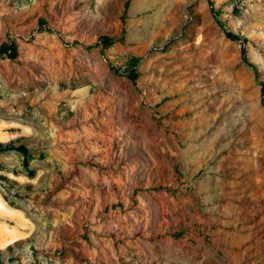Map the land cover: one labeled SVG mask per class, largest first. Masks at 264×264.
Returning a JSON list of instances; mask_svg holds the SVG:
<instances>
[{"label": "rangeland", "instance_id": "obj_1", "mask_svg": "<svg viewBox=\"0 0 264 264\" xmlns=\"http://www.w3.org/2000/svg\"><path fill=\"white\" fill-rule=\"evenodd\" d=\"M211 1L0 0V264H264V0Z\"/></svg>", "mask_w": 264, "mask_h": 264}, {"label": "trees", "instance_id": "obj_2", "mask_svg": "<svg viewBox=\"0 0 264 264\" xmlns=\"http://www.w3.org/2000/svg\"><path fill=\"white\" fill-rule=\"evenodd\" d=\"M208 6H209V10L212 14H215V10L212 4L211 0H208ZM217 23L220 24V22L217 20ZM225 35L228 39L232 40V41H236L238 43H240L241 47H240V54L241 57L243 59L244 62H246L249 66H251L255 72V77L258 80L259 76H258V71L257 68L255 66V64L248 62L247 58H246V48H245V44H246V38L241 36L240 34H236L230 31H225ZM115 42V39L112 37H101L100 38V44L102 45L103 48H106L110 45H112ZM6 56L10 59H14L17 57L18 55V51H17V46L14 42H3L0 45V56ZM136 64H137V60H133L131 65L129 66V69L127 70L125 76L131 80L132 83H135L136 78H137V73H136ZM112 71L116 72V70L113 67H110ZM259 85H260V92H261V104L264 107V83L260 80H258ZM17 150L20 153H22V155L25 158V161L27 162L29 159V154H28V149L26 146L20 144L18 146L14 145L13 143H7V144H3L0 143V152L2 151H6V150Z\"/></svg>", "mask_w": 264, "mask_h": 264}]
</instances>
